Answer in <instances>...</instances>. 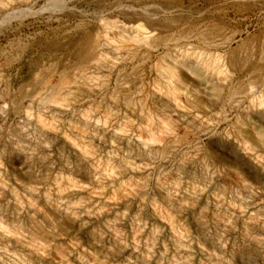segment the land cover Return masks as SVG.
<instances>
[{
    "label": "rangeland",
    "instance_id": "rangeland-1",
    "mask_svg": "<svg viewBox=\"0 0 264 264\" xmlns=\"http://www.w3.org/2000/svg\"><path fill=\"white\" fill-rule=\"evenodd\" d=\"M47 3L0 0V264H264V0Z\"/></svg>",
    "mask_w": 264,
    "mask_h": 264
},
{
    "label": "bare ground",
    "instance_id": "bare-ground-1",
    "mask_svg": "<svg viewBox=\"0 0 264 264\" xmlns=\"http://www.w3.org/2000/svg\"><path fill=\"white\" fill-rule=\"evenodd\" d=\"M63 1L64 0H48V3H47V5H46V7H45V9H47V10H55V9H63V8H65L64 6L65 5H63V7H62V4H63ZM70 1V0H69ZM66 2V1H65ZM44 9V8H43ZM42 9V10H43ZM99 41V40H98ZM102 54V53H101ZM123 87V86H122ZM36 95H38V94H36ZM39 97V96H38ZM32 99V98H31ZM41 100V99H40ZM44 102V101H43ZM43 105V104H42Z\"/></svg>",
    "mask_w": 264,
    "mask_h": 264
}]
</instances>
